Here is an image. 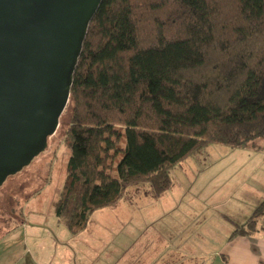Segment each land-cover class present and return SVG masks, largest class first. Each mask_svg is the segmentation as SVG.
<instances>
[{
  "label": "trees",
  "instance_id": "trees-1",
  "mask_svg": "<svg viewBox=\"0 0 264 264\" xmlns=\"http://www.w3.org/2000/svg\"><path fill=\"white\" fill-rule=\"evenodd\" d=\"M65 113L54 215L75 236L132 186L161 195L208 143L264 137V0H102ZM262 217L264 200L231 236Z\"/></svg>",
  "mask_w": 264,
  "mask_h": 264
},
{
  "label": "crops",
  "instance_id": "crops-1",
  "mask_svg": "<svg viewBox=\"0 0 264 264\" xmlns=\"http://www.w3.org/2000/svg\"><path fill=\"white\" fill-rule=\"evenodd\" d=\"M192 175L186 168L170 175L171 185L161 195L148 185L132 186L118 203L95 211L102 216L87 236L93 246L46 225L27 226L23 219L14 227L2 208L0 264H264V217L252 233L231 236L244 228L264 200V190H247L239 198L232 191L206 193V188L190 184ZM144 221L150 235L142 239L138 226ZM20 227L22 243L5 244ZM112 240L119 247L112 249Z\"/></svg>",
  "mask_w": 264,
  "mask_h": 264
},
{
  "label": "water",
  "instance_id": "water-1",
  "mask_svg": "<svg viewBox=\"0 0 264 264\" xmlns=\"http://www.w3.org/2000/svg\"><path fill=\"white\" fill-rule=\"evenodd\" d=\"M102 0H0V187L43 152Z\"/></svg>",
  "mask_w": 264,
  "mask_h": 264
},
{
  "label": "rangeland",
  "instance_id": "rangeland-1",
  "mask_svg": "<svg viewBox=\"0 0 264 264\" xmlns=\"http://www.w3.org/2000/svg\"><path fill=\"white\" fill-rule=\"evenodd\" d=\"M65 110L60 117L56 134L47 138L45 150L20 172L8 177L0 187V219L2 208H5L8 211L7 216H11V223L14 222V227L23 219L27 226L46 225L53 230L57 229V232L62 230L65 234L71 235L62 223L57 222L54 215V207L65 180L66 165L70 156L64 142V133L68 125V113H65ZM185 168L193 173L190 184L206 188V193L217 192L220 195L223 192L224 195L232 191L234 196L239 198L246 194L247 190H264V137H256L236 147L221 142H210L194 151L181 163V166H174L170 175H178ZM111 175L115 176V172L112 171ZM186 184L190 186L188 182ZM192 193L194 196L195 193ZM141 214L145 216V213ZM101 216V213L90 216L87 229L78 233L77 236L71 235L72 238L80 244L95 245L91 237L87 236H90L92 227L93 230L96 229L94 228L96 220ZM138 228L141 229L140 233L143 232L142 239L149 237L150 231L147 230L149 227L145 221ZM128 230L129 228H126V232ZM10 233L14 239L9 237L5 244L12 240L15 244L22 243L21 227ZM126 243L128 245L130 241ZM119 244L118 240L115 242L112 240L111 248L119 247ZM16 246L20 251L19 245Z\"/></svg>",
  "mask_w": 264,
  "mask_h": 264
}]
</instances>
